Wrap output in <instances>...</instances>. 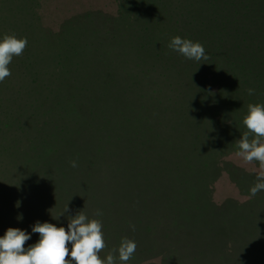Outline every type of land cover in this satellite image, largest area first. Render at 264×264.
Returning <instances> with one entry per match:
<instances>
[{
    "label": "rangeland",
    "instance_id": "1",
    "mask_svg": "<svg viewBox=\"0 0 264 264\" xmlns=\"http://www.w3.org/2000/svg\"><path fill=\"white\" fill-rule=\"evenodd\" d=\"M121 1L125 10L117 12L115 0H0V37L14 33L28 41L23 54L8 66L11 75L0 82V214L10 203L11 171L19 168L24 182L32 177L21 202L27 197L35 216L43 212V217L45 213L55 217L57 209L47 207L30 188L41 181L54 184L65 172L63 178L86 189L90 197L77 205L80 198L65 196L64 186L55 189L60 206H68L67 216L53 218L56 225L64 227L68 216L82 211L101 221L107 245L117 236L138 239L146 254L157 259L141 260L136 248L129 264H234L235 256L245 264H264L263 249L243 256L235 249L240 247L236 232L225 236L221 249L191 251L192 243L180 240L178 225L172 221L187 230L198 222H184L177 212L154 203L157 156L191 145L174 141L170 123L155 122L159 44L179 35L201 43L211 53L209 58L220 55L232 62L230 66L259 75L255 69L264 72L256 66L260 60V68L264 67V24L257 25L258 32L251 31L244 19L259 9L264 12V1L257 0L256 7L251 4L250 15L242 7L244 1L236 5L237 13L224 0L221 10L211 9L213 0ZM251 35L257 37L255 42ZM165 76L174 81L167 71ZM247 93L242 95L249 100ZM69 113L74 116L68 120ZM231 115L223 112L219 121ZM76 118L79 121H72ZM238 139L234 149L223 157L216 155L232 165L218 169L210 183L211 197L216 202L245 203L251 209L253 179L245 173L255 174L259 165L244 164L236 155ZM207 152L205 148L203 154ZM237 176L250 182L239 187ZM11 221L0 218V236Z\"/></svg>",
    "mask_w": 264,
    "mask_h": 264
},
{
    "label": "trees",
    "instance_id": "2",
    "mask_svg": "<svg viewBox=\"0 0 264 264\" xmlns=\"http://www.w3.org/2000/svg\"><path fill=\"white\" fill-rule=\"evenodd\" d=\"M211 2L213 3H211V9H222V0ZM224 2L229 9H232L233 13H237L238 8L236 5L242 2L246 14H249L251 4L254 7L258 5L257 0H224ZM115 5L117 12L125 10L121 0H115ZM108 14L114 15L113 13ZM242 15L244 14L242 13ZM249 17L248 19L246 17L247 20L244 19V22L246 21L251 31H256L258 29L257 25L262 28L264 24L262 9H259L254 16ZM223 19L225 20V18ZM235 31L233 32L236 35ZM251 38L253 42L257 39V37L253 38V35H251ZM169 41L170 38L161 42L162 44H159L156 54L159 61L157 66L158 102L155 122L170 123L168 127H170L172 133L175 132L174 141L187 142L191 145L174 150L177 152L162 153L157 156L155 162L157 194L154 197V203L170 208L172 213L177 212L180 216H183L184 222L190 219L198 222L193 228L187 230L184 224L172 221L178 225L180 240L192 243L191 251L201 252L205 248L221 249L223 242L227 239L225 236L231 232L240 234V247H235V249L242 253V256L249 255L259 249L264 250V191L258 192L255 197L251 198L252 200H249V202L253 201L255 204L251 209H248L245 203H233L229 200L214 201L211 197L210 187L212 179L222 164L232 165L229 160L218 159L216 155L221 156L226 154L227 150L234 149V139L240 138L243 132L246 131L242 117L247 114V105L249 103L264 102V72L255 69L259 75L255 74L253 76L249 71L230 66L232 65L230 60L216 54H212L213 57L208 58V60L199 62L189 60L169 49L167 47ZM168 58H170V63L166 62ZM162 62H165V66L162 65ZM256 66L259 69H264V67L260 68V60H256ZM166 71L173 78V82L166 79ZM248 88L259 90H255V94L250 95L249 100L242 95ZM246 96H249V94L247 93ZM245 100H248V102L246 103ZM223 112L232 115L225 122H220V114ZM72 116L74 115L69 113L66 119L69 120ZM72 121H79V119L76 118ZM212 122L218 124H212ZM205 148L208 152L203 154ZM185 149L194 153L182 154L179 152ZM1 159L3 158L0 157V168ZM59 161L61 159H57V162ZM60 168H64V164ZM11 172L14 176V187L9 188L10 203L4 205L5 208L0 214V218H6L7 216L14 220L7 228L17 227L30 233L31 238L28 243L31 245L39 239V234L34 233L33 235L31 230L34 223L45 221L53 224L57 223L47 213L44 217L43 212L39 216H35L32 211L33 206L29 205L27 197H24V201L21 202V193L24 194L28 190L25 186L29 185V179L32 177L28 176V182H24L21 179L19 168ZM64 173L59 174L54 184L41 181L37 187L30 188L34 194L38 193L40 200L47 203V207L57 209V211H54L56 214H59L66 206L65 203V206H60L58 202L57 197L61 196L58 195V191L55 189H60L59 186H64V195L72 198L73 201L77 197L80 198L77 205L84 201L86 196H89L83 187L74 186L66 181L63 178ZM236 175H233V179ZM245 176L253 179L251 185L253 186L256 182V175L249 172L248 174L245 173ZM180 177H182V180H180ZM237 178L238 180L235 181L239 187H246L244 183L250 182L244 181L243 183L238 176ZM166 201H168V205ZM67 215L66 212L59 218ZM68 217L67 221L65 220V229H67ZM205 222L207 227H203ZM214 223H219V227H217L218 225L213 227ZM197 226L199 227L196 229ZM3 228L6 229V227ZM157 233L161 237L162 233L158 230ZM121 239L119 236L113 237L112 244L107 245L108 243H106L107 247L103 252L109 253L113 248L118 247ZM135 242L142 255L141 260L145 261L147 259L152 263L157 261L155 255L146 254L145 248L141 247V240L136 239ZM234 264L245 263L235 256ZM246 264L250 263L247 262Z\"/></svg>",
    "mask_w": 264,
    "mask_h": 264
},
{
    "label": "clouds",
    "instance_id": "3",
    "mask_svg": "<svg viewBox=\"0 0 264 264\" xmlns=\"http://www.w3.org/2000/svg\"><path fill=\"white\" fill-rule=\"evenodd\" d=\"M27 44L26 37H17L14 33L0 37V82L11 75L8 66L14 57L23 54ZM167 47L189 60L199 62L209 58L201 43L179 35L171 37ZM246 91L249 95L255 94L253 88ZM242 122L246 131L236 140V155L244 164L259 165L255 171L256 182L249 189L248 199H251L264 191V104L249 103ZM70 163L73 168L77 167L76 161ZM67 211L66 205L53 218L59 219ZM96 215L102 212L98 209ZM131 227L135 230L134 225ZM31 230L39 234V239L28 247H25L31 238L28 232L17 227L5 230L0 236V264H129L137 248L135 241L124 237L118 247L101 258L100 253L107 247L102 223L82 211L68 217L67 229L45 221L34 223Z\"/></svg>",
    "mask_w": 264,
    "mask_h": 264
}]
</instances>
